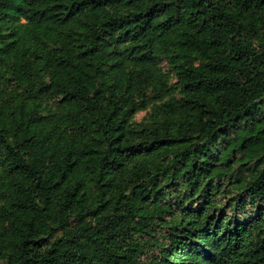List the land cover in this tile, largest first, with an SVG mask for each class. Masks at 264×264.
I'll list each match as a JSON object with an SVG mask.
<instances>
[{
  "label": "trees",
  "instance_id": "16d2710c",
  "mask_svg": "<svg viewBox=\"0 0 264 264\" xmlns=\"http://www.w3.org/2000/svg\"><path fill=\"white\" fill-rule=\"evenodd\" d=\"M0 264H264V0H0Z\"/></svg>",
  "mask_w": 264,
  "mask_h": 264
},
{
  "label": "rangeland",
  "instance_id": "374dc122",
  "mask_svg": "<svg viewBox=\"0 0 264 264\" xmlns=\"http://www.w3.org/2000/svg\"><path fill=\"white\" fill-rule=\"evenodd\" d=\"M163 67H164V69L169 70V67L165 62L163 63ZM172 82H176V77L174 74H172ZM176 94L178 95V92ZM152 110H153V106H150L148 109L138 112L136 114L134 120H133L134 124L136 126H143V125L150 123L151 122V115L150 114H151ZM158 230L160 231L161 229L158 228ZM151 251H149L148 254L144 255L143 258L144 259L150 258L152 256ZM154 252H157V251L155 250Z\"/></svg>",
  "mask_w": 264,
  "mask_h": 264
}]
</instances>
